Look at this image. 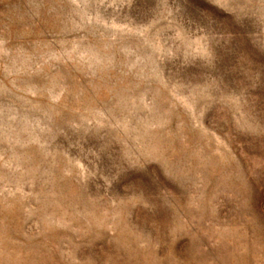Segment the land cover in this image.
Wrapping results in <instances>:
<instances>
[{"label": "rangeland", "instance_id": "374dc122", "mask_svg": "<svg viewBox=\"0 0 264 264\" xmlns=\"http://www.w3.org/2000/svg\"><path fill=\"white\" fill-rule=\"evenodd\" d=\"M0 264H264V0H0Z\"/></svg>", "mask_w": 264, "mask_h": 264}]
</instances>
